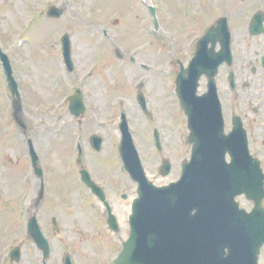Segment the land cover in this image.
Here are the masks:
<instances>
[{
  "label": "rangeland",
  "instance_id": "1",
  "mask_svg": "<svg viewBox=\"0 0 264 264\" xmlns=\"http://www.w3.org/2000/svg\"><path fill=\"white\" fill-rule=\"evenodd\" d=\"M10 1L12 0H0V43L11 58L14 74L19 82L23 99L22 118L26 127L23 130L15 121L11 95L0 63V198L3 196V201H9L13 189L18 188L22 193L25 185L35 189L39 184L31 172L28 137L32 138L48 168L55 167L56 157L62 162V166L57 165L56 170L53 169V185H80L76 182L74 173L80 165L74 157L77 152L76 142L82 141L87 144L86 151L98 176L108 183V194L110 193L114 203H121L119 212L123 218L130 211V207L119 200L118 193L127 191L132 197L136 192L134 182L120 171V160L117 157L120 133L117 124L122 110L126 111L132 124L142 121L143 115L136 99V82L143 76L148 77L157 112L162 119L167 112L170 115L171 127L166 122L170 132L169 145L175 160L179 162L185 156L184 135L187 118L177 96L173 94L174 83L169 84L170 76L174 81V72L178 68L173 59L187 62L194 52L196 39L203 33L206 24L227 14L231 19L233 16V25L242 26L243 19H249L257 8L264 4V0H206L203 7L201 0H164V4L162 0H68V5L66 0H13L17 3L12 8ZM156 2L159 8L157 17L160 29L154 28L148 10L149 4ZM50 3H56L62 10L65 9V13L56 19L48 18L47 15L41 16ZM188 6L192 9L191 14H187ZM202 7L204 10L200 12ZM40 8L42 11H39ZM36 17L39 18V23L30 29L32 22H36ZM233 25L231 29L236 32ZM105 28L111 39L103 36L102 30ZM67 31L72 36L77 64L82 65L81 72H84L92 61L101 62L103 59L102 70L94 75H81L78 69L75 73L66 71L61 37ZM175 34L177 40L172 42ZM170 37L172 41L169 40ZM260 42L258 37L252 38L247 31L239 30L233 45L234 55L245 59L252 56L261 57L256 54ZM117 47L123 53V58L117 57ZM129 55H134L136 61L131 62ZM140 63L148 65L149 69H144ZM108 69L110 74L107 75ZM249 69H245V79H249ZM59 70L61 78L54 77ZM226 73L227 67H222L217 81L223 96L228 97L230 88ZM76 86L84 90L88 106L80 117L70 114L68 107V96L74 92ZM201 89H206V81L202 82ZM140 126L142 129H150V122H143ZM58 128H61V139L55 138ZM94 132L105 138L101 153H93L89 145V136ZM142 141L148 156L147 168L156 175L161 157L151 148L149 140ZM30 167L28 181L24 183L22 180L24 175L29 173ZM65 170L68 176L64 175ZM179 172L178 167L177 172L173 171L169 175L170 178ZM74 190V195H69L71 199L82 196L88 198L81 186L75 187ZM86 195L91 196L88 192ZM18 198L19 194L14 198L15 203H9L0 209V231H3L6 225L10 231L17 228ZM91 198L94 207L92 222H97L108 233L99 240L82 237L76 240V237L71 236L73 230H69L70 214L65 217L62 231L68 230L67 237L73 240L68 238L67 245L78 250V253L81 251L84 255L91 252L89 247L99 250L107 247L105 254L110 258L119 244L113 232L105 228L99 201ZM101 259L106 261L105 258Z\"/></svg>",
  "mask_w": 264,
  "mask_h": 264
},
{
  "label": "water",
  "instance_id": "2",
  "mask_svg": "<svg viewBox=\"0 0 264 264\" xmlns=\"http://www.w3.org/2000/svg\"><path fill=\"white\" fill-rule=\"evenodd\" d=\"M59 14L60 11H53V15ZM258 17V22L253 23L252 26L251 32L253 33L262 30L263 17L258 13L255 16V21ZM227 22V18L223 17L217 21V26L208 30L206 36L198 43L196 55L190 67L187 70L182 68L178 75V95L182 105L190 113L194 132L200 136L199 139L192 138L194 142L192 167L186 171L184 169L181 179L168 186H154L145 176L144 180L139 179L141 197L133 205L132 234L129 241L131 244L136 239L142 241L143 264H231V255L225 261L220 250L224 246H228L233 252L235 248V229L230 220V216H234L233 211L235 210H231L227 206L220 207L215 202L219 197L214 188L220 185L225 188L239 185L246 188L247 177L243 172L231 177L221 161V146L219 145L222 138L223 122L213 80L216 68L210 69L206 66L205 63L209 64L213 56L208 50L207 44H204L210 40L215 42L219 39L222 43L221 52L224 57L228 56L229 58L230 30ZM65 41L68 42L67 36ZM66 48H68V44H66ZM66 54L68 55L67 50ZM204 56L207 57L206 60ZM3 57L11 90L13 93H18L16 83L12 79L9 60L4 54ZM217 64L218 62L215 63V65ZM202 72H205L210 78L209 91L203 95H197V80ZM18 98L13 104L17 113L20 112ZM72 100L71 108L77 114L80 109L73 108L75 104H81L80 99L74 96ZM188 105H191L190 110ZM222 142L226 143V139L222 138ZM121 156L124 165L130 172L136 175L137 166L144 175L138 160H133L136 158V154L130 138L126 139V135L121 144ZM36 159L37 156L34 155L35 162ZM220 169L224 172L222 181H218ZM253 176L254 180H251L250 184L254 185L256 191H262L264 174H262L257 160ZM188 184L200 185L205 189H209L211 186L214 191H210L206 197H202L201 202L192 200L189 205L186 198ZM191 192H195V190L191 188ZM193 210L196 212L193 213ZM237 221V233L241 236V233L244 232L243 240H246L242 246H237V255L241 257L247 254L246 250L250 247V239H255L256 235L250 229L249 219L246 216L240 215ZM33 227L32 224L31 230L36 234L37 230H34ZM132 254L134 252L125 253V255ZM116 264H119V261Z\"/></svg>",
  "mask_w": 264,
  "mask_h": 264
},
{
  "label": "flooded vegetation",
  "instance_id": "3",
  "mask_svg": "<svg viewBox=\"0 0 264 264\" xmlns=\"http://www.w3.org/2000/svg\"><path fill=\"white\" fill-rule=\"evenodd\" d=\"M258 10H262L264 12V4L258 7L256 11ZM251 17L252 16H250L249 19H243L244 22L242 23V26L238 27L234 23L236 30L242 31L243 29H247ZM251 37H258L261 40L259 44L260 48L256 49V54H260L261 57L252 56L245 59L233 55L232 65L228 67L226 64H223L219 69L220 71L222 67H227L226 74H230L234 80L233 87L232 85L231 88L229 87V96H223L219 83L218 87L225 118V132L228 133L234 129L235 132L243 131L247 139L249 152L253 157H258L260 159L261 166L264 171V33ZM245 69L251 70V74H247L249 79L244 78ZM205 81V77H202L200 80L199 90H201V92L204 91V89H201V86L202 82ZM170 82L173 83V79H171ZM149 95L150 106L153 108L154 113L145 114L141 112L143 115L142 121L139 120L135 123V138L140 143V149L143 147L142 139L149 140L150 143H153V140L155 142L156 139L158 140L159 138L160 145L159 148L157 147V150H155V152L161 157L158 166H160L163 159L167 158L170 161V169L167 176H161V174H153V176H157L156 180H158V177L161 176V179H163L162 184H166L176 179L178 174L176 176H172L171 178L169 175H171L173 171L177 172L181 163L189 162L191 159L192 148L190 142V129L186 119V133L184 135L185 156L177 162L175 160L173 150L169 145L170 132L166 123L168 122L169 124L171 117L167 112L166 116L162 119L160 114L157 112L158 109L156 110V105L154 104L156 102L154 101L152 93H149ZM143 122H150V129H142L140 125H142ZM238 137L239 136L237 135V138ZM81 155L83 156V151ZM231 156L232 155L229 152L226 153V164L232 161ZM239 166L247 167V171L249 173L251 163L249 162V159L246 158L243 162L239 163ZM237 170L238 164L235 166V171L237 172ZM29 175V173L24 175L22 180L24 183L28 181L27 176ZM38 181L39 184L35 189L26 185L22 193L18 188L13 189V193L11 194L12 198L9 201H3V196L0 198V207L5 208L6 205H9V203H15L14 198L19 194L18 207L16 210L19 216L17 228L10 231L6 225L3 227V231H0V264H65L67 262V255L70 256L72 264H110L113 257L111 259V255L109 258V255L107 256L105 254V249L107 247H103L101 250L95 248L91 249V247H89L91 252H86V254L83 255L81 251L78 253V250L73 249L71 245H67L66 240L69 238L67 237L69 232L66 229L62 231V225L64 224L65 217L70 214L71 224L69 230L70 232L73 230L71 232V236L76 237V240L80 237L83 239L99 240L107 234L108 232L104 231L97 222H92L94 207L92 205L91 197H94L97 201H99L101 206V215L104 218L103 221L105 228L107 227L110 232H113V235L118 241L117 244L120 245V249L127 235L126 227L121 226L117 232L112 231L109 224L110 215L107 210L111 207L114 213L119 216L120 219H123L122 223L125 222L124 220L127 218L129 212L124 215V218L121 217V213L119 212L121 203H119V205L114 203L110 193L106 195L107 201L104 198L102 199L90 186L85 183L81 182V185H76L77 183L53 185L50 175L46 173V169L44 170L43 179L40 180L39 178ZM20 186L21 184L18 187ZM77 186L82 187L85 196L88 197L87 199H85L84 196L81 198H70L69 195H74V188ZM85 191L91 196L86 195ZM238 191L239 188L234 187L227 190L226 193L223 191L221 193L222 195L226 194L228 197H234V201L237 202L240 207L246 208L248 212L252 213L258 201L257 196L254 194V189L251 190V188H249V194ZM134 196L135 195H133L129 200L127 195L126 198H122V194L118 193V198H120L119 200L125 205L129 204V207L130 201L134 198ZM32 212L39 217V222L43 225V232L48 239L50 248L48 254H46L44 248L38 247L28 231V222ZM80 215H85L86 217L79 218ZM56 226L59 227V230H57ZM69 239L73 240V238ZM66 248H70L72 250L71 254L65 253ZM14 249L18 251V255ZM101 258H105L106 261ZM258 264H264V241L258 255Z\"/></svg>",
  "mask_w": 264,
  "mask_h": 264
}]
</instances>
